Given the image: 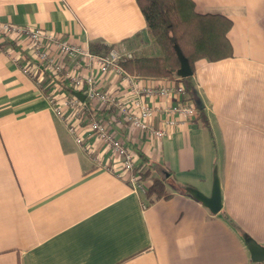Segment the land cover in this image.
Listing matches in <instances>:
<instances>
[{"label": "crops", "instance_id": "1", "mask_svg": "<svg viewBox=\"0 0 264 264\" xmlns=\"http://www.w3.org/2000/svg\"><path fill=\"white\" fill-rule=\"evenodd\" d=\"M191 1L195 12L232 22V55L194 63L209 132L193 119L156 138L130 127L116 109L88 102L77 144L47 99L71 95L69 82L28 63L24 36L0 40V264H264L250 260L242 237L264 245V0ZM0 22L84 50L99 43L132 56L158 54L134 0H0ZM62 62L117 99L140 97L155 109L154 129L162 127L163 108L175 104L152 93L167 78L102 76L83 60ZM93 116L136 153L135 171L144 168L139 153L150 161L167 198L151 202L133 190L111 151L88 131ZM214 171L216 214L188 191L209 196ZM138 182L144 190L151 183Z\"/></svg>", "mask_w": 264, "mask_h": 264}, {"label": "built area", "instance_id": "2", "mask_svg": "<svg viewBox=\"0 0 264 264\" xmlns=\"http://www.w3.org/2000/svg\"><path fill=\"white\" fill-rule=\"evenodd\" d=\"M20 36H24L28 42L26 49L28 55L26 60L28 63L33 61L37 65H42L45 71L52 76V79L67 80L69 87L75 92H80L84 95V101H80L72 94L61 98L56 95L47 96L53 113L64 120L68 133L77 144L82 142L79 121L82 118V113L88 110V102H95L103 107L116 109L130 127L140 132L150 133L156 138L164 136L169 128L196 118L197 111L195 106L183 98L185 89L180 78L166 79L155 93L151 91L162 98L171 97L175 100L173 106L165 107L162 110L164 116L162 127L154 129L149 121L154 116L155 109L145 103L140 97H136L131 101L117 99L109 92L100 91L95 84L94 77L90 75L81 76L76 73L71 74L62 62L64 59L72 61L80 59L85 62L87 67L95 68V71L102 76L109 72L127 75L128 73L122 69L120 63L132 58L130 52H120L115 48H111L103 55L96 54L90 50H84L72 45L52 33L31 27H18L8 22H0V40ZM23 72L29 76L34 74L28 67H24ZM174 116H177V118L175 119ZM86 127L117 159L133 190L144 193L145 190L139 184V177L135 171L137 155L134 151L124 146L120 139L114 137L109 131V122L93 116L88 118ZM142 206L145 207L146 204L143 203Z\"/></svg>", "mask_w": 264, "mask_h": 264}, {"label": "trees", "instance_id": "3", "mask_svg": "<svg viewBox=\"0 0 264 264\" xmlns=\"http://www.w3.org/2000/svg\"><path fill=\"white\" fill-rule=\"evenodd\" d=\"M141 12L147 33L153 41L158 54L155 56H132L121 62L122 69L134 76L143 78H180L176 75L179 61L174 46H177L187 60L192 75L180 78L185 89V100L191 102L197 111L196 120L209 132L204 110L200 107L193 82L194 63L197 60L217 61L232 55L227 40V32L232 26L229 18L219 14H199L195 12L191 0H134ZM112 45L92 43L89 50L96 54H105ZM69 93L74 90L66 87ZM143 162V169L137 170L141 181L150 180L145 189L148 201L167 198L169 194L163 179L153 176L150 161L138 154ZM243 238H247L242 234Z\"/></svg>", "mask_w": 264, "mask_h": 264}, {"label": "water", "instance_id": "4", "mask_svg": "<svg viewBox=\"0 0 264 264\" xmlns=\"http://www.w3.org/2000/svg\"><path fill=\"white\" fill-rule=\"evenodd\" d=\"M174 49L179 61V68L176 71V75L181 79L190 77L192 75V71L187 60L183 57L177 46H174ZM72 95L77 97L80 101H84V95L82 93L73 91ZM200 107L202 108V105H200ZM188 191L195 200L199 201L212 214L218 213L221 209L219 180L216 171H214L213 173L212 186L209 196H206L193 188H188ZM244 243L249 252V257L252 262H264V245L261 246L249 238H246L244 240Z\"/></svg>", "mask_w": 264, "mask_h": 264}]
</instances>
